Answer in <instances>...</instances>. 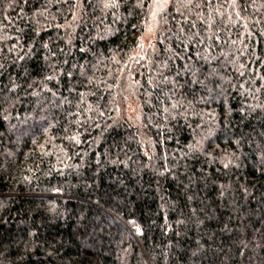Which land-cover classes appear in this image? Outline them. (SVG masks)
<instances>
[{
    "label": "trees",
    "instance_id": "trees-1",
    "mask_svg": "<svg viewBox=\"0 0 264 264\" xmlns=\"http://www.w3.org/2000/svg\"><path fill=\"white\" fill-rule=\"evenodd\" d=\"M0 264H264V0H0Z\"/></svg>",
    "mask_w": 264,
    "mask_h": 264
},
{
    "label": "rangeland",
    "instance_id": "rangeland-1",
    "mask_svg": "<svg viewBox=\"0 0 264 264\" xmlns=\"http://www.w3.org/2000/svg\"><path fill=\"white\" fill-rule=\"evenodd\" d=\"M159 1H168V0H159ZM153 28H148L147 32L145 33L143 40H142V44L145 46L147 45L150 41H152V34H153Z\"/></svg>",
    "mask_w": 264,
    "mask_h": 264
}]
</instances>
